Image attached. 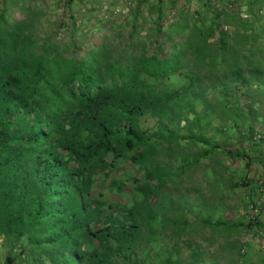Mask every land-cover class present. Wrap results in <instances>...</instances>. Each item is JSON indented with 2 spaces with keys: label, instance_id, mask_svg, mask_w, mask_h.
I'll return each mask as SVG.
<instances>
[{
  "label": "trees",
  "instance_id": "obj_1",
  "mask_svg": "<svg viewBox=\"0 0 264 264\" xmlns=\"http://www.w3.org/2000/svg\"><path fill=\"white\" fill-rule=\"evenodd\" d=\"M129 1L0 0L3 264H180L160 168L264 142V0Z\"/></svg>",
  "mask_w": 264,
  "mask_h": 264
},
{
  "label": "crops",
  "instance_id": "obj_2",
  "mask_svg": "<svg viewBox=\"0 0 264 264\" xmlns=\"http://www.w3.org/2000/svg\"><path fill=\"white\" fill-rule=\"evenodd\" d=\"M203 130L213 134L208 129ZM208 147L211 146L205 149ZM202 148L201 144L192 148L194 153L201 152L202 159L194 166L199 165L204 176L191 191L196 205L190 206L194 218L191 229L197 232L189 236L191 253L204 254L207 257L204 264H264V142L250 146L234 144L226 149L221 146L209 150L205 156H202ZM236 154L242 158L235 157ZM178 160L174 165L179 168L180 158ZM184 180L177 192L183 193L180 187L188 181ZM164 188L165 185L162 190ZM197 199L204 202L203 206L197 204ZM252 206L258 209L254 221L250 218ZM201 208L205 209L202 214L198 210ZM174 216L170 213L164 222L168 233L175 230L174 226L171 229ZM5 252L0 238V264Z\"/></svg>",
  "mask_w": 264,
  "mask_h": 264
},
{
  "label": "rangeland",
  "instance_id": "obj_3",
  "mask_svg": "<svg viewBox=\"0 0 264 264\" xmlns=\"http://www.w3.org/2000/svg\"><path fill=\"white\" fill-rule=\"evenodd\" d=\"M100 1H102V0H100ZM103 1L108 5L111 4V7L112 8L114 7V9L119 8L120 12L124 13L123 15H125V13H126V8L130 7L129 6L130 4L128 2L132 3L129 0H103ZM261 129H263V128L260 125H257L256 126V133H260V134L263 133L261 131ZM190 148H191V145H190ZM190 148L189 147L187 148V146H186V148L182 149L180 152L177 151V153L180 156V159L182 156L187 158V160L183 159V162H180V165H183L182 168H178L177 164L173 165V163L171 164V165H173L171 167H169L166 164V165H164V167L160 168V173H161L160 176L165 183L164 184L165 190H161L159 197H157V200H156V203L158 204L157 210H158V214L161 218L160 219L161 222L164 223V221L168 220L169 219L168 217H170V213L173 214V216L175 215L174 221H173L174 222L173 226H174L175 230L172 229V227H171L172 235H171L170 240H172V243H177L179 248H180V254H179V258H181L180 264H191L190 263V260H191L190 256H191V250L192 249L190 248V240L191 239L189 236H191V234L197 233L195 230L192 231V229H191L192 220L194 218L191 215L192 214L191 213L192 208L190 206H192L193 208L196 206V205H194L195 204L194 192L192 193L191 191H193V189L196 188L195 184L197 183V181L200 180L201 177L204 176V174H201L202 171L199 170V165L194 166L197 162L195 163L194 161H192L193 157L189 158V155H187V150H189ZM161 159H163V158H161ZM201 159L202 158H200L199 161ZM177 161H179V160H177ZM177 163H179V162H177ZM124 167L125 166H122L123 171L119 172L118 174H115L114 178H125L126 176L132 175V173L130 174V170H129L130 168L125 170ZM181 180H184V181L188 180L187 183H184L180 187V190L183 193L177 192V190L179 188L178 186H179ZM173 188H174V190H173ZM177 193H179L180 195H177ZM116 197H118L117 194L112 195V198H116ZM200 203H202V205H200V206H203L204 202L199 201L197 199V204H200ZM198 210L201 211V214L203 212H205L204 211L205 209H203V208L198 209ZM200 216L202 217L203 215H200ZM197 218H200V217L198 216ZM202 218H205V217H202ZM170 219H172V218H170ZM163 223H161V226L166 228ZM182 230H184L183 231L184 234L180 235V232ZM178 232H179V234L177 236ZM167 244H166V246H170L169 242ZM202 253H203V250H202ZM163 254H164V256H163L164 259L168 257L167 252H163ZM206 259H207V257L203 254V256L201 255L200 258L196 262H194L193 264H204V260H206ZM173 261L175 263L180 262L178 257H176L175 255H173ZM163 264H165V263H163Z\"/></svg>",
  "mask_w": 264,
  "mask_h": 264
},
{
  "label": "built area",
  "instance_id": "obj_4",
  "mask_svg": "<svg viewBox=\"0 0 264 264\" xmlns=\"http://www.w3.org/2000/svg\"><path fill=\"white\" fill-rule=\"evenodd\" d=\"M225 6H227L228 8H230L231 6H233L231 3H226V5ZM234 8V7H233ZM119 12H120V10H119V8H115L113 11H112V13H111V16L112 17H114V16H117L118 14H119ZM260 13H261V11H260ZM240 17L242 18V19H244V20H246V19H248V15L246 14V13H244V12H242V13H240ZM260 139V136L259 135H256L255 137H254V141H258ZM251 219L254 221V220H256V215H257V212H258V209L256 208V207H251ZM263 250H264V245H263Z\"/></svg>",
  "mask_w": 264,
  "mask_h": 264
}]
</instances>
